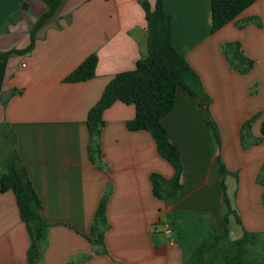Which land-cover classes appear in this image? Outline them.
Instances as JSON below:
<instances>
[{
	"label": "crops",
	"instance_id": "obj_1",
	"mask_svg": "<svg viewBox=\"0 0 264 264\" xmlns=\"http://www.w3.org/2000/svg\"><path fill=\"white\" fill-rule=\"evenodd\" d=\"M164 5L171 14L172 42L211 96L210 111L221 135L218 145L198 97L177 85L174 106L161 119L181 159L182 186L175 196L160 198L152 192L151 171L170 177L174 167L159 154L148 130L127 127L126 120L135 113L133 103L116 99L103 110L102 167L91 161L87 151L88 109L116 72L134 67L147 53L140 0H61L53 16L36 31L34 46L8 57L0 88V179L11 147L6 135L13 136L40 197L41 215L49 222L43 264L68 260L72 264H182L188 248L159 224L166 212L203 210L214 217L216 227L221 226L224 203L215 160L218 152L229 170L224 179L228 193L245 182L248 190L261 192V186L254 187L249 180L256 168L236 174V167L241 123L258 113L251 124L252 133L258 135L264 119V0H254L214 31L210 0H164ZM45 8L43 0H0V50L25 47L35 19ZM230 40L240 42L243 52L253 58L248 71L239 72L227 63L221 45ZM92 52L97 54L95 74L64 81L63 76ZM252 83L259 87L253 94L248 92ZM104 193L107 252H96L85 234ZM251 193L246 197L251 198ZM241 220L249 229L264 227L260 225L264 214L258 212L250 213L248 220L241 215ZM236 222L231 213L228 233L232 237L243 232L244 226ZM28 245L13 190H0V264H28Z\"/></svg>",
	"mask_w": 264,
	"mask_h": 264
},
{
	"label": "trees",
	"instance_id": "obj_2",
	"mask_svg": "<svg viewBox=\"0 0 264 264\" xmlns=\"http://www.w3.org/2000/svg\"><path fill=\"white\" fill-rule=\"evenodd\" d=\"M46 4L35 19L30 30V42L21 48L0 50V88L5 75L8 57L11 53H22L34 46L36 31L56 12L61 0H43ZM254 0H210L211 30L214 31L233 19ZM146 18L147 53L140 56L135 66L120 70L105 84L98 100L88 109L86 123L89 132L87 151L89 158L98 166H103L100 148V134L104 123L103 110L114 100L119 99L135 106L134 115L126 120L129 129H146L155 140L159 154L174 167L170 177L158 171H151L149 177L152 192L155 196H175L182 186L180 181L181 159L177 146L171 142L166 127L161 119L174 106L177 85L185 87L195 94L202 106L206 123L211 127L215 142L220 145L219 128L210 111L211 96L202 88L198 75L186 57L172 42L171 14L165 9L164 0H140ZM229 66L239 72L248 71L253 65V58L243 52L237 40L225 41L221 45ZM97 54H88L77 66L63 76L64 81H80L95 74ZM195 81V82H194ZM258 113L247 117L240 125L239 135L252 137V142L264 141V119L261 122V134L254 135L251 124ZM11 141L9 153L3 159V173L0 179V190L12 189L21 220L28 235V264H42L43 242L47 234L49 222L41 215V200L28 177L24 162L19 156L16 138L6 135ZM11 139V140H10ZM216 162L221 172L223 203L227 208L222 215L220 227H214L193 249H188L182 264H260L262 260L245 257L248 244H253L260 236L258 231L243 228L240 236L230 239L229 244L222 247L224 237L229 228V215L233 212L227 196L225 175L229 172L221 154H216ZM264 184V182H263ZM106 196L101 197L93 215L90 232L85 234L96 252H107L104 232L108 228L106 218ZM235 213V212H233ZM236 221L240 219L235 213ZM260 232V231H259ZM264 237V233L261 234ZM261 261V262H260Z\"/></svg>",
	"mask_w": 264,
	"mask_h": 264
},
{
	"label": "rangeland",
	"instance_id": "obj_3",
	"mask_svg": "<svg viewBox=\"0 0 264 264\" xmlns=\"http://www.w3.org/2000/svg\"><path fill=\"white\" fill-rule=\"evenodd\" d=\"M258 89H259L258 84L252 83L248 88V92L253 94V93H256ZM258 115L259 114H257L256 117H258ZM212 117H214V120L216 121V124L218 125V128H219L217 119L215 118L214 115ZM209 129L211 130L212 138H213V141L215 142L213 132L210 126H209ZM219 134H220V129H219ZM258 135H262V134L260 133ZM219 142L221 144V135H220ZM239 143H240L239 146L241 148V152H240L241 155L239 157V164L236 167V174H238V171H240L241 169H244V170L249 169L251 173L253 168L254 169L256 168V170L254 171V174L250 175L249 180L253 182V186L254 185L259 186V189L261 186V192L260 190L258 192L255 190L252 192V190L251 191L248 190V186H246L248 183L245 182L244 183L245 185H243L242 188L240 187L239 190L237 188L238 186H236V192L234 193L227 192V196L229 197L230 206H231L230 208H232L233 212L236 213V215L240 219V223L243 225L242 220H241V215L242 217L244 216V218L248 220L250 213L252 215H255L256 212L264 214V184H263L264 182V159H263L264 157L263 156L264 155L260 156L264 148L256 147L257 144L264 145V141L254 143L252 142V137L250 136V138L245 137L243 141L240 139ZM261 147H264V146H261ZM258 160H259V163L257 164ZM250 193H251V198L246 197L247 194L250 195ZM245 199H247L246 202L243 205H241V202ZM226 209L227 208L223 206L222 213H224ZM219 222H221V220ZM161 223L163 224L167 223L171 229L169 232L170 236L178 240L179 242L184 243L188 249H193L204 237L208 236L209 232L216 226L214 217L211 216L210 212H205L203 210H200V211L199 210H183V211H178V212H166L162 215ZM252 223L253 222L251 221V224ZM251 224L249 223V225ZM260 225L264 226V223H261ZM159 226L161 227V224H159ZM251 226H254V225L252 224ZM257 226H259V224ZM230 227H232L231 224H230ZM243 228L247 230L258 231V233L260 234V236H258V238L255 239L253 244H248V252L245 254V257H251L255 260L264 261V237H262L261 235L264 233V227L260 229L258 228L249 229L246 226H244ZM231 232H232V235L236 234L235 231H231ZM233 238L235 237H232L228 233L227 236L224 237V243L222 244V247L224 246V249H225L226 245L229 244L230 242L229 240ZM65 264H72V261L68 260L65 262ZM260 264H264V262H261Z\"/></svg>",
	"mask_w": 264,
	"mask_h": 264
},
{
	"label": "built area",
	"instance_id": "obj_4",
	"mask_svg": "<svg viewBox=\"0 0 264 264\" xmlns=\"http://www.w3.org/2000/svg\"><path fill=\"white\" fill-rule=\"evenodd\" d=\"M161 227H162L163 231H165L166 233L170 232V230H171L167 223H165V224L161 223Z\"/></svg>",
	"mask_w": 264,
	"mask_h": 264
}]
</instances>
